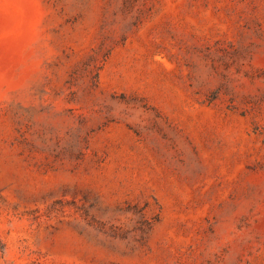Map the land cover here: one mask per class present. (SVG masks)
I'll use <instances>...</instances> for the list:
<instances>
[{
	"label": "rangeland",
	"instance_id": "1",
	"mask_svg": "<svg viewBox=\"0 0 264 264\" xmlns=\"http://www.w3.org/2000/svg\"><path fill=\"white\" fill-rule=\"evenodd\" d=\"M0 264H264V0H0Z\"/></svg>",
	"mask_w": 264,
	"mask_h": 264
}]
</instances>
